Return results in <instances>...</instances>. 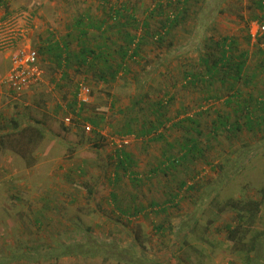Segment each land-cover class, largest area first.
Listing matches in <instances>:
<instances>
[{"label": "rangeland", "instance_id": "1", "mask_svg": "<svg viewBox=\"0 0 264 264\" xmlns=\"http://www.w3.org/2000/svg\"><path fill=\"white\" fill-rule=\"evenodd\" d=\"M49 1L45 8L50 13L49 27L68 24L71 12L60 9L57 16L51 13L65 1ZM259 1L225 0L206 38L196 43L195 21L205 0H104L107 9L126 7L135 19L124 28L132 43L125 35L113 37L108 32L116 42V53L106 64L109 68L98 64L109 71L100 72L107 78L87 77L77 66L61 99L53 90L56 70L46 68L41 83L18 97L2 84L5 75L0 79V139L17 140L15 137L27 135L31 128L38 129L43 139L28 145L23 138L15 152L0 147V264H122L100 257L51 255L50 249L84 244L87 235L100 244L137 248L146 264H245L243 255L232 250L228 233L235 215L225 204L233 199L259 201L258 219L251 235L243 240L256 233L264 235V115L257 105L264 100V33L258 32V26H264V0L262 9ZM41 2L0 0V15L5 7L30 9L36 14ZM70 4L88 7L80 0ZM105 14L98 13L97 18H105ZM167 14L179 15L173 26L166 23ZM144 22L150 32L147 35ZM250 31L258 32L255 40ZM223 38L233 40V55L238 60L246 55L245 76L254 75V79L247 83L244 76L235 86L237 90L227 78L223 84L201 76L195 85L190 84V72L202 75L199 55L214 54V42ZM189 47L195 49L194 54H189ZM173 48L179 55L172 59L168 54ZM35 49L39 52L37 46ZM146 78L142 91L146 97L134 106L138 84ZM79 83L90 91L89 103L82 106L76 96ZM57 101L61 106L70 102L71 107L58 112ZM157 102L162 103L160 112L166 120L156 132L141 136L146 131L139 122L154 121ZM248 104H252L250 118L255 129L245 125V113H236L239 106ZM217 115L229 120L226 129L212 132ZM67 117L68 124L64 122ZM133 117L136 122H131ZM189 118L197 119L199 125V134L193 138L184 132V123L190 126L185 122ZM237 124L239 130L233 131L231 126ZM86 125L90 132L84 130ZM160 135L158 143L150 144V151L154 150L149 157L156 159L151 158L152 166L163 163V173L140 182L124 173L119 160L130 153L126 149L145 137ZM121 138L131 140L117 149L115 142ZM191 139L197 151L181 162L178 143L183 146ZM167 141L173 143L171 148ZM160 147L169 151L170 162L156 158ZM174 160L179 162L171 169ZM108 198L111 210L98 205ZM240 240L235 237L233 241Z\"/></svg>", "mask_w": 264, "mask_h": 264}, {"label": "trees", "instance_id": "2", "mask_svg": "<svg viewBox=\"0 0 264 264\" xmlns=\"http://www.w3.org/2000/svg\"><path fill=\"white\" fill-rule=\"evenodd\" d=\"M186 1V0H185ZM225 0H209V3L207 5H204L202 10L204 11L205 17L210 19L211 24L213 23L216 15L221 11L220 6L223 4ZM106 2V1H105ZM104 2V3H105ZM262 0L258 2L259 8H263L262 6ZM106 4V3H105ZM178 4H180L178 2ZM160 7H162L160 5ZM105 18H103L101 25H107L109 27V30H112V33L117 35H125L128 37L129 42L132 43V37L129 36L127 33H124V28L129 25H131V22H135V19L133 15L129 14L126 7H120L118 9H115L113 6L106 10ZM166 16V23L168 25L173 26V21L178 20L179 15H171ZM82 22V18L80 19ZM129 21V22H128ZM129 23V24H128ZM98 24V23H97ZM210 24V26H211ZM142 26L144 27L146 31V35L149 34L148 32V25L146 22L142 23ZM149 36V35H148ZM129 42H127V45H129ZM130 43V44H131ZM115 44V42H114ZM136 47V45L134 46ZM214 54H211L209 56H205L204 54H200V60L203 65L202 69V75L197 74L195 72H190L189 75L192 78V82L190 84L195 85V82H198V79L204 77V76H210L211 79H219L221 83H225V79H230L233 84V89H236L235 86L239 84V81L241 78L245 76L246 72V55L241 54L240 57L243 58L242 60H238L237 57L233 55L235 52L234 49V42L233 40H230L228 38H223L218 42H214ZM123 49V48H122ZM121 51V48L119 49ZM172 51V52H171ZM168 54V57L175 58L177 55H179L178 50L174 49L171 50ZM89 55V51L87 49H84L83 53H86ZM112 52L116 53V49H113ZM93 53V52H92ZM124 54V53H123ZM133 56L137 55V52H132ZM124 56V55H123ZM167 58V57H166ZM85 63L79 64V67H84ZM102 71V70H101ZM100 71V72H101ZM109 71L106 69L103 73H108ZM112 75H114L113 72H111ZM202 76V77H201ZM220 77V78H219ZM225 77V78H224ZM246 77V76H245ZM246 82L249 83L254 79V75H250L249 77H246ZM147 78L144 79L138 87L140 89H137L138 93L135 94V96L132 99V103L134 106L139 105V103L142 102V100L146 97V93L142 92L144 91V84L146 82ZM139 82V81H138ZM237 90V89H236ZM238 94V93H237ZM253 102L256 103V100H253ZM162 103L157 102L155 106L153 107V115L155 116L154 121H142L139 122L141 119L139 115H137V123L139 122L140 127L144 128L146 133L140 132L141 136H145L147 134H151L157 131L158 126H163V119H165L164 115L160 112L162 110ZM257 105L260 106L261 112L264 115V100L259 102L257 101ZM252 107V104L244 105L243 107L238 108L236 113H245L246 115V122L245 125H247L248 129H255L252 127V121L251 111L250 108ZM158 113L157 115H155ZM162 118V119H161ZM264 117H262L263 119ZM261 119V120H262ZM228 117H221L220 115H217L214 124V127L212 128V132L219 131L220 129H226ZM188 122L190 126H186V123H184L185 128L184 132L193 138L195 134H199L198 130V123L197 119L189 118L186 119L185 122ZM131 122H136L135 118L133 117L131 119ZM192 125V127H191ZM261 124H258V126ZM175 129H178V126H174ZM187 127V128H186ZM233 131L239 130L240 126H231ZM260 130V129H257ZM28 134L25 135H19L17 140L10 139L8 136L0 139V147L1 148H8L12 150V152H15V150L19 149L20 147H17L18 141H20L23 138H26V142L28 145H32L36 143L37 139H39L41 133L36 128L28 129ZM126 133H131L129 129L126 130ZM125 133V134H126ZM225 133H229V131H226ZM186 146L190 147L187 149L189 153H193L192 151H197L195 147V141L193 139L191 140H185V143H183V146L181 147L182 150L184 148H187ZM22 157H25L24 153H20ZM124 160H119V167L122 168L121 164L123 161L125 162L127 160V154L123 155ZM186 158V159H185ZM182 158L180 161L183 162L184 160H187V157ZM179 160H174L171 162V167H174L173 165L177 164ZM126 163V162H125ZM128 164V163H127ZM172 169V168H171ZM213 200V198H212ZM230 211L233 212L235 215V223L232 228L229 230L230 240L232 243V250L236 252L237 254H242L245 258V264H264V238H262L261 233H256L253 236H249L248 239L243 240V238L248 237V235H251L253 227L255 225L256 220L258 219V215L260 212V206L261 203L259 201H255L253 199H249L246 201H242L240 199H233L229 200L225 204ZM120 211H123L120 209ZM124 212V211H123ZM128 214V213H126ZM182 227V226H181ZM187 225L183 226L182 228L185 229ZM264 236V235H263ZM235 237H240L242 240L239 242L233 241ZM261 238V239H260ZM135 245H138V241L135 239ZM137 243V244H136ZM52 252L53 257H69V256H86V257H100L101 259L109 260V261H117L122 262V264H146L142 263V259L140 258V254L138 253L137 248L132 249H122L120 248L117 243H110L108 245L100 244L95 241L94 238L87 235L85 239L84 244H76L71 245L68 247H64L61 249H50ZM50 255V256H51ZM148 263V262H147Z\"/></svg>", "mask_w": 264, "mask_h": 264}, {"label": "crops", "instance_id": "3", "mask_svg": "<svg viewBox=\"0 0 264 264\" xmlns=\"http://www.w3.org/2000/svg\"><path fill=\"white\" fill-rule=\"evenodd\" d=\"M64 1L65 3H59L58 7L54 8L55 10L53 9L51 13L57 16L60 14V9L63 10V12H71L70 22L65 25L59 24L58 26L49 27L50 24H48L47 22L49 21L50 13H46L45 8L48 9L50 1L42 0L41 3L43 4L41 6V9L37 11L36 14L34 13V25L30 33L28 42L31 47H33V43L35 44V47L37 46V48H39L38 60L41 68H44L42 70L43 77L45 76L44 71L46 68L53 71L56 70L57 74L54 73V78H52V80L55 81L53 90L57 93L58 96H60V99L62 98L61 96L64 95L67 90H69L68 84L71 83V81L74 79V72L75 70H77V66H79V64L81 63H85V66L82 68L79 67L78 70L88 73V75H86L87 77H100V75H102V77H106L105 74L100 73V70H102L101 72H104L105 70L100 69L98 67V64L103 63L105 64L106 68H109L106 64L112 61L111 57H113L114 55L112 50L116 47L114 44V40L108 37L109 33L111 35L114 33H112V30H109V27H107V25H101L103 18H97L98 13L103 14L104 12H107V5L104 3V0H80L81 3H85L86 5H88L87 8H79V6L78 8H76L75 6H72L70 4L71 0ZM85 4H83V6H85ZM61 6L63 7V9L60 8ZM81 18L83 20L82 22L80 21ZM112 36L114 37V35ZM84 49H87L90 52L89 55L87 54V52L83 53ZM8 69V59L5 56H0V79L2 78L3 80L4 75L6 77ZM26 94H28V92ZM70 94V97L74 99L73 91H71ZM1 96L2 92L0 91V97ZM67 103L68 104H65L66 106H61L60 101H57L55 104V110L59 112L60 109L65 110L66 107H71L69 106L70 102ZM162 137L163 136L161 135L156 139L153 137H145L144 139L138 141V144H136L137 142L134 143V145L137 146H130V148H135L136 150L133 149L134 151H130V148H127L126 151L130 152L135 157L130 153L127 154V156L129 157H127V160L125 161L126 163L123 161V163L121 164L124 173L130 175L131 178L138 179L136 180L137 182L144 180V178L147 179L146 177L151 178L152 176H155L159 173H163L161 171L165 170V168H160V165H163V163L161 161H158L156 165L152 166V159L153 161H156V159L153 158L152 155L151 157H149L154 150L153 148V150L150 151V144L152 142L158 143V140L162 139ZM39 139L43 140L42 135H40ZM129 139L131 140V138ZM132 142L133 139L131 143ZM167 144L168 148H171L173 146V143L171 144V141H167ZM178 145L179 147H182V144L180 146V144L178 143ZM186 147L187 148H184V150H182V158H190L191 153H189V151L187 150L188 148L190 150V147ZM157 152L160 155H157L156 158H159V156H161L162 158H166V160L170 162L169 151H167V149L160 147ZM129 166H132L133 168L131 167L130 169H128ZM112 196L113 194L110 192V199ZM110 199L108 198V201H105L104 203L98 202V205L102 208L109 207L111 210L112 205ZM122 213L126 214L128 212ZM98 215H101V213H99ZM104 218L107 221L110 220V218H107L106 216H104Z\"/></svg>", "mask_w": 264, "mask_h": 264}, {"label": "built area", "instance_id": "4", "mask_svg": "<svg viewBox=\"0 0 264 264\" xmlns=\"http://www.w3.org/2000/svg\"><path fill=\"white\" fill-rule=\"evenodd\" d=\"M34 18V12L24 8L5 7L0 15V56H5L9 61V69L2 84L14 97L22 95L31 87L41 83L43 79L38 52L28 44ZM258 32L264 33V26H258ZM258 32L250 31L253 40L257 38ZM76 96L78 106L89 103V88L85 84L79 83ZM64 122L68 124L70 118H65ZM84 130L90 132L91 128L86 125ZM119 140L115 142L117 149L128 146V138Z\"/></svg>", "mask_w": 264, "mask_h": 264}, {"label": "clouds", "instance_id": "5", "mask_svg": "<svg viewBox=\"0 0 264 264\" xmlns=\"http://www.w3.org/2000/svg\"><path fill=\"white\" fill-rule=\"evenodd\" d=\"M209 3V0H205V5H207ZM211 24L210 19H208L207 17H205L204 15V11L202 10L196 17V21H195V28L198 34L196 43H199V41L203 38H206V33L207 30L209 29ZM188 52L189 54H194L195 49L192 47L188 48Z\"/></svg>", "mask_w": 264, "mask_h": 264}]
</instances>
